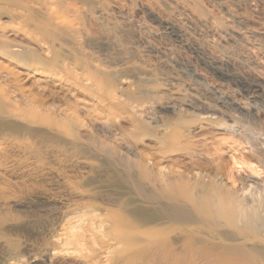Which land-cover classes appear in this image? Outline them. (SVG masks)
I'll return each mask as SVG.
<instances>
[{
  "label": "rangeland",
  "instance_id": "374dc122",
  "mask_svg": "<svg viewBox=\"0 0 264 264\" xmlns=\"http://www.w3.org/2000/svg\"><path fill=\"white\" fill-rule=\"evenodd\" d=\"M108 2L115 3L120 14L108 16L112 18H106L108 24L102 32L117 38L114 50L119 55L114 59H88L90 67L107 73L113 81L115 79L117 94L125 98L134 95L138 99H146L148 93L140 94L141 89L149 92L150 97L158 96L159 100L150 101L153 109L151 117L162 116L169 120L179 117L186 121L200 118L198 124H209L203 136L205 143L208 141L207 149L226 172L235 174L237 170H245L237 174L250 172L257 178H264V172L258 170L256 160L246 151L243 137L256 134L259 140L264 139V134H261L264 133V94L252 92L253 89H264V0H0V12L11 13L9 24L14 28L16 26L21 34L14 37L20 43H26V38L22 36L29 37L30 33L33 35L35 32L33 36L37 38L39 33L34 29L44 24L38 21L47 17L51 19L54 14L56 19H49L50 22L46 19L43 28L55 30L53 34L57 33L55 40L58 38L59 43L65 42L63 39L73 33L72 28L76 24L81 29L84 27L81 34L95 43L102 37V32L95 30V23L85 15L93 14L97 4ZM54 6L56 9L52 8ZM49 11L54 14L50 16ZM81 14L87 20L80 17ZM72 17L75 20L78 17L79 21ZM6 19V16L0 15V21ZM29 20L32 24L36 22L34 26L38 25L37 28H32ZM100 20L105 19L101 17ZM169 21L173 22L176 31L185 32L189 46L161 35L160 26ZM50 24L52 29L48 28ZM39 38L41 35L37 38L38 42L44 41ZM58 42L55 45H65L69 49L68 43L60 45ZM123 47L132 50L127 49L130 51L127 52ZM0 65L8 68L12 78L25 89L23 92L26 95H41L48 98L47 103L92 105L87 92L58 86L56 82L8 62L3 54H0ZM121 67L134 70L139 75L128 77L130 83L121 82L118 79L123 74L115 72ZM96 109L99 111L95 106ZM209 114H213L212 117L203 119ZM84 129L85 133L89 132ZM20 141L15 138L14 143L17 144H13L17 146ZM139 147L147 153L148 150L141 145ZM57 148L41 157L25 149L10 152L5 160L6 169L1 167L2 171L5 170L2 174L0 170V264H127L132 259L138 264L151 259L149 264H154V251L141 246L110 250L94 247L92 251L89 248L61 247V240L66 238L84 203L93 201L94 204L114 208L112 206L129 192L121 177L106 167L107 161L102 152L90 154L71 145L62 150ZM235 158L238 164L240 158L250 161V166L257 167L256 172L250 171L246 165H242L243 169L236 168ZM164 165L169 170L182 171L181 167L169 161H165ZM127 257L130 260L127 261Z\"/></svg>",
  "mask_w": 264,
  "mask_h": 264
},
{
  "label": "bare ground",
  "instance_id": "6f19581e",
  "mask_svg": "<svg viewBox=\"0 0 264 264\" xmlns=\"http://www.w3.org/2000/svg\"><path fill=\"white\" fill-rule=\"evenodd\" d=\"M117 7L115 3H99L94 10L98 14L89 12L85 17L92 19L95 30L102 32L108 24V16H119L120 9ZM0 15L7 18L0 21V54L8 62L16 63L57 85L87 92L92 104L88 107L70 102L47 103L48 98L41 95H26L23 92L25 89L12 78L8 68L0 65V170L7 167L5 160L10 152L25 149L40 156L48 154L53 148L62 150L71 145L90 154L102 152L107 161L106 167L128 185L129 194L119 199L112 206L114 208L100 206L93 201L84 203L75 221L69 225L66 238L61 240L62 248H89L92 251L94 247L110 250L141 246L154 251V264H264V178H257L250 172L237 174L245 170H237L235 174L226 172L207 149L208 141L205 143L203 136L209 124H198L200 118L186 121L179 117L172 120L162 116L151 117V99L157 101L160 98L150 97L149 92L143 89L140 94L148 93L144 100L134 95L127 98L118 95L116 80H111L112 77L105 72L92 69L88 63V59L91 61L93 58H117L119 54L114 50L117 38L102 32V37L94 43L81 34L84 27L81 29L76 24L72 28L74 34L71 32L68 37L69 33L65 32L68 38L66 34L63 36L66 44L70 45L69 49L65 45L57 46L55 43L59 40L57 37L55 40L58 36L57 33L54 36L55 30L43 28L45 20L50 22L55 18L54 14L51 19L47 17L38 21L44 23L43 27L39 23L40 30L38 25L34 26L36 22L32 24L29 20L31 27L37 28L34 31L38 30L41 35L39 39L44 41L38 42L39 35L34 37L36 34L32 31L34 36L31 33L32 37L22 36L27 42L20 43L14 37L21 34L16 26L14 28L9 24L11 13L0 12ZM85 17L84 20H87ZM101 17L105 20H100ZM172 23L164 22L160 26L161 35L189 46L185 32L182 34L178 29L177 32ZM50 26L48 28L52 29ZM61 49H65V53ZM115 72L123 74L118 80L124 83L130 80L128 77L139 75L125 67ZM258 91L260 95L264 94L263 88L253 89L252 92ZM95 106L99 111L95 110ZM212 115L203 116V119ZM84 128L89 132L85 133ZM243 137L246 151L256 160L258 170L264 172V139L259 140L256 134ZM15 138L21 140L17 146ZM140 145L148 150L147 153L141 151ZM165 161L181 167L182 171L169 170L164 165ZM249 162L240 158L238 164V160L234 159L236 168L243 169L242 165H246L250 171L256 172L257 167L250 166ZM126 260L130 259L127 257ZM133 260L126 263L130 264ZM150 260L146 263L140 260V264H149ZM134 262L132 264H138Z\"/></svg>",
  "mask_w": 264,
  "mask_h": 264
}]
</instances>
